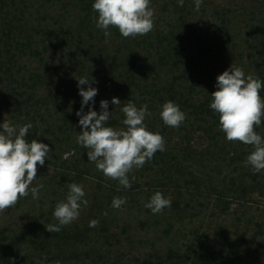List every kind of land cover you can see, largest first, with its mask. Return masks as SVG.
<instances>
[{
	"label": "trees",
	"instance_id": "obj_1",
	"mask_svg": "<svg viewBox=\"0 0 264 264\" xmlns=\"http://www.w3.org/2000/svg\"><path fill=\"white\" fill-rule=\"evenodd\" d=\"M94 2L0 0V124L31 123L25 139L51 149L32 185L44 184L39 198L0 213V264H264V170L244 166L251 146L228 141L209 107L233 63L264 83V0H203L199 11L194 0H150L154 28L136 38L114 27L105 37ZM81 77L98 89L84 113L107 100L106 126L119 129L127 101L146 103L147 129L165 138V151L128 174L130 189L117 191L77 143ZM169 100L186 113L179 128L160 117ZM255 130L264 138V119ZM70 183L89 203L50 233ZM157 191L171 200L162 214L145 207ZM114 197L127 202L114 209Z\"/></svg>",
	"mask_w": 264,
	"mask_h": 264
},
{
	"label": "clouds",
	"instance_id": "obj_2",
	"mask_svg": "<svg viewBox=\"0 0 264 264\" xmlns=\"http://www.w3.org/2000/svg\"><path fill=\"white\" fill-rule=\"evenodd\" d=\"M203 0H194L195 11H199ZM183 7L184 0H178ZM96 27L102 29L105 37H110V27L118 29L124 38L146 36L154 28V9L150 0H95L92 4ZM78 80L79 95L82 97L81 108L76 112L82 131L76 137L77 143L88 149L89 162H94L96 169L106 178L119 183L117 191L130 189L132 182L128 174L134 169L141 168L150 161L156 152H163L165 138L159 132L147 129L145 118L152 113L148 104L137 107L132 99L120 109L124 114L119 129L106 126L113 113L108 111L109 101L101 100L98 113L90 106L84 113V106L89 105L98 93L92 87L95 79L81 77ZM83 85H88L85 90ZM264 83L253 75L245 77L244 71L234 65L216 78V91L211 93L210 109L219 116V130L230 142H240L251 146L252 151L247 156L245 167H251L254 174L264 170V138L256 132V127L264 119V99L260 90ZM117 107L121 101L113 97L111 100ZM160 117L166 126L179 128L186 119V113L173 101H166L161 106ZM31 123L13 125L4 120L0 124V213L14 207L17 202L29 193L33 199H38L43 183L37 180V165L44 166L45 159H51L48 144L33 139L30 143L25 139ZM135 181V176L132 177ZM85 191L82 185L68 184V193L64 201L58 202L53 217L58 223L49 224L45 228L50 233H59L78 219L81 205L87 206L89 201L84 199ZM126 197H114L112 208L121 209L126 204ZM171 206V200L160 191L151 196L145 207L153 214H162L165 208ZM107 211L103 215L107 216ZM98 220H91L89 227H98ZM55 264H61L56 261Z\"/></svg>",
	"mask_w": 264,
	"mask_h": 264
},
{
	"label": "rangeland",
	"instance_id": "obj_3",
	"mask_svg": "<svg viewBox=\"0 0 264 264\" xmlns=\"http://www.w3.org/2000/svg\"><path fill=\"white\" fill-rule=\"evenodd\" d=\"M211 1H214V2H221V1H223V0H211Z\"/></svg>",
	"mask_w": 264,
	"mask_h": 264
}]
</instances>
